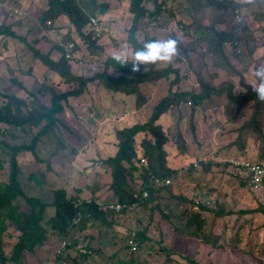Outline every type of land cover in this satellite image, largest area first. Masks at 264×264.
Listing matches in <instances>:
<instances>
[{
	"label": "rangeland",
	"instance_id": "obj_1",
	"mask_svg": "<svg viewBox=\"0 0 264 264\" xmlns=\"http://www.w3.org/2000/svg\"><path fill=\"white\" fill-rule=\"evenodd\" d=\"M94 1L108 4L106 17L100 18L103 29L91 36V39L95 37L96 50L86 46L87 42L84 43L64 15L46 20L49 27L45 28L40 19L47 8L46 0H0V25L24 39L0 35V106L6 103L9 95L27 99L20 108L22 112L35 101L49 106L51 97L57 96L62 106L53 128L65 144L59 146L50 136L36 143L35 154L20 149L13 155L22 191L49 203L56 188L63 187L66 197L77 193L79 199H90L92 189L100 185L94 193L96 201L115 210L120 208L109 188V171H104V167L96 162L115 153V131L146 121L152 106L168 96L169 91L190 87L200 92L203 85L211 87L221 91L220 96L209 94L192 112L188 104L177 105L157 121L167 138L164 147L168 155L165 159L171 168L177 169L163 184L167 185L173 198L183 197L189 202L196 200L197 196L199 199L205 197L209 200L208 206L217 203L224 211H232L233 215L227 213L216 217L203 211L201 215L205 222L200 229L209 236L208 240L200 233L184 235L181 234L182 224L177 222L176 230L173 228L176 218H167L164 202L168 193L161 191L156 193L152 203L130 205L119 210L112 217L111 227L104 225L99 231L95 228L73 229L67 240L90 234L93 238L87 243L93 250L101 244L100 251H94L87 264H114L117 256L124 260L127 257L133 259L132 264H190L189 261L199 264H264V227L260 215L244 213L237 221L240 229L232 231L229 227L234 221V211L253 209L258 202L264 204V191L251 192L242 186L238 179L242 171L229 165L235 160L254 161L257 156V144L253 138L247 137L242 146L234 142L236 129L253 110L251 102L236 101L234 96L245 95L248 87L258 83L253 73L258 65H264V0H156L160 4L159 17L149 20L147 15L142 16L137 22L135 38L140 45L152 39L175 38L178 41L179 54L171 63L150 65L153 69H169L167 76L137 84L138 96L109 91L87 81L80 94L71 95L66 92L76 89L75 80L64 81L34 53L58 61L60 50L64 46L68 48L71 41L66 43L65 40L70 37L76 47L72 52H66L67 71L84 79L102 70L103 61L113 59L114 54L126 51L131 57L133 52L125 40L133 17L130 0ZM142 3L147 9L153 8V0H143ZM95 15L100 16L98 12ZM210 26L231 37L230 42L221 45L226 50L224 58L230 64L228 69L216 64V50L208 47L206 38L201 37ZM88 31V25L84 24L82 34L87 35ZM214 41L216 43V37ZM106 72L112 77L133 75L130 64L126 71L108 66ZM175 73L178 78L174 82ZM225 88H229L231 99L227 98ZM62 94H66L64 98H60ZM260 114L258 128L264 133V108ZM28 127L25 125L24 130L20 126L9 128L11 134H0V141L7 145L28 143L29 135L38 129ZM176 134L184 140L182 150L175 146L179 136ZM142 136L138 133L134 137L137 158L142 157L138 146ZM9 158L7 150L0 147V181L3 182L8 178ZM133 163L140 165L143 162L138 159ZM139 184L136 179L130 185L137 189ZM174 203L180 205L176 209L178 212L182 203L180 200ZM48 209L51 212V208ZM226 222L228 226H225ZM10 227L7 231L12 233L11 237L5 230L0 233L1 245L6 252L10 251L13 236L17 234ZM134 231H143L147 239L136 245L132 255L117 252L118 247L126 242L127 236L124 238V235ZM58 244L53 235L48 237L32 254L22 252L21 264H64L56 257L62 246V243ZM113 251H116L115 255L108 258ZM73 253L67 249L61 259Z\"/></svg>",
	"mask_w": 264,
	"mask_h": 264
},
{
	"label": "trees",
	"instance_id": "obj_2",
	"mask_svg": "<svg viewBox=\"0 0 264 264\" xmlns=\"http://www.w3.org/2000/svg\"><path fill=\"white\" fill-rule=\"evenodd\" d=\"M209 2L211 0H208ZM130 11L133 14L131 25L127 29V35L125 40L127 44L134 51L136 48L142 45L136 41L135 30L138 20L147 15L149 20L159 17L160 4L153 0V8L147 9L143 5V0H130ZM47 8L44 11L43 17L40 19V23L46 28V20H53L59 15H64L71 24H73L76 32L87 47L95 49V37L91 39L93 31H88L87 35L82 34L81 28L84 24L88 25L90 17H96L95 12H98L100 18L106 17L105 11L108 6L107 3H96L94 0H46ZM45 23V24H44ZM181 26V25H180ZM190 25L187 26L189 28ZM49 27V26H48ZM207 32L201 36L206 38L207 46L211 49L216 50L215 53L218 56L216 64L222 68H230V64L224 58L226 50L221 48V45L225 41L230 42V36L224 32L216 30L213 26L207 27ZM0 35L19 38L24 40L22 37L17 36L9 28L0 25ZM219 35V37H218ZM216 37V43L214 38ZM71 41V42H69ZM65 42L72 44L71 49L64 46L61 49V56L58 61H52L50 58H46L41 55L34 53L40 61L51 67L57 72L64 81L76 82L77 87L74 91L66 92L71 95H78L85 89L87 82H95L100 87L113 92H120L124 94H137V84L140 82L152 81L157 78L166 77L169 69H146V71H140L133 73L132 76L126 77L118 75L112 77L106 72V67H113L114 70L126 71L129 68V64L120 65L117 61L112 58H108L103 61V69L95 71L91 76L83 78L75 77L67 71L66 64V51L72 52L76 45L72 42V39L67 38ZM175 72V71H173ZM177 74H174L173 81H177ZM87 81V82H86ZM226 89V88H225ZM222 92L216 91L211 87L202 86L200 92H195L192 88L187 87L186 89H175L173 92L169 91L168 96L158 101L151 108V113L148 119L142 123H134L129 127H123L115 131L116 138V150L112 156L102 157L100 161H96L100 167H104V171H109L110 184L109 188L115 195L114 202L121 205L116 210L112 207H107L106 204L96 201L97 195L95 191L100 187L92 189V197L90 199H79L77 193L73 196H65V189L63 187L56 188L53 191L52 200L49 203H44L35 196L26 195L20 187L19 180L16 176L15 159L14 153L20 149L29 150L32 154H35L34 148L37 142H43L47 137H53L54 142L59 146L65 144L64 140H60L58 133L55 134L53 128L57 121L56 115L61 112L62 106L58 102L57 97H51L49 106L39 102H34L33 106H27L28 109L21 111V106L27 102L26 98H16L12 95H7L8 99L6 103L0 106V134L10 133L9 128L19 127L24 130V126L38 127L34 134L29 135L28 143L23 145H7L0 141V147L6 149L10 154L9 158V174L6 182L0 181V233L2 231L7 232V236L11 237L12 233L7 230L9 227L17 232L13 236L14 242L10 247V251H5L0 241V264H21L23 262L22 252H28L32 254L36 248H39L44 241L54 236L57 241L62 243L61 250L57 253L56 257L60 261L63 260L64 264H87L90 261L95 252H99L101 244L95 246L93 250L89 245L88 241L93 238L90 234H82L81 239L72 238L67 240V236L70 231L76 229L83 231L88 228H95L97 231L101 230L104 225L106 227L112 226V217L116 216L119 210L126 209V207L142 205L152 203L155 201L156 193L165 191L168 193V197L165 199L164 207L168 213L167 218L175 217L176 225L173 228L177 230V222L182 224L181 234L184 235H196L200 233L205 240H208L207 234L202 232L200 229L205 222V217L201 215L203 211H209L211 214L217 216L229 214L233 215L232 211H224V208L219 206L217 203L213 206H208L209 200L205 197L199 199L197 196L196 200H190L186 202L183 197L173 198L169 188L164 184H156L154 178L164 180L170 178L177 169H173L168 165L165 159L168 155L164 144L167 140L164 133L160 130L159 123L157 122L159 117L163 115L169 109L175 106H183L188 104L190 111L195 110L196 105H201L203 100H206L209 94L220 96ZM225 94L228 99H231V93L229 88L226 89ZM2 95H6L3 93ZM66 94L60 95V98H64ZM138 96V94L136 95ZM140 97V96H139ZM236 101H247L253 104V110L249 113L247 119L239 125L236 129V137L234 142L237 145L242 146L243 141L247 137L253 138V141L257 144V163L264 165V133L261 132L259 122L261 121V109L264 108V102L257 99L256 94L252 91V87H248V91L245 95L234 96ZM190 112V113H191ZM192 119H189L191 121ZM28 127V128H29ZM30 131V129H28ZM58 132V131H57ZM138 133L143 136L140 138L138 146L141 149V155L143 157V163L140 165H134V160L138 161L134 151V137ZM179 135V134H176ZM149 136V137H146ZM181 135L178 136L176 148L182 150L185 148ZM229 145V144H228ZM229 148V147H228ZM74 152L73 149H71ZM230 165V163H229ZM1 168V166H0ZM238 169V168H237ZM242 171L241 169H239ZM129 177V178H128ZM128 180L126 181V179ZM139 179V188H132L131 182ZM240 184L251 192H263L264 190L256 191L253 188L247 186V175L242 171L241 178H239ZM129 181V183H128ZM79 191V190H76ZM145 191L146 195L142 196V192ZM175 199V200H174ZM180 200L182 203L181 209L177 212V206L179 203H174ZM180 206V205H179ZM51 208V212L49 211ZM259 214L263 219L262 227H264V204L258 202L253 209H241L234 211L233 223L229 224L232 231L240 229L241 225H237L238 218L244 213ZM231 217V216H229ZM229 220V218H228ZM224 220H222L223 222ZM245 221V219H244ZM227 225V222L225 224ZM127 236L126 242L120 245L117 252H123L128 255H132L136 245H139L145 239H147L143 231H134L133 233L128 232L124 235ZM217 237L215 236V239ZM1 240V239H0ZM82 241L79 246V241ZM133 243L135 248L131 249L129 242ZM58 244V245H59ZM234 244V243H232ZM60 246V245H59ZM71 249L74 253L64 255L61 259L62 254L65 250ZM7 250V249H6ZM128 251V253L126 252ZM113 251L108 255L111 258L115 255ZM166 251L168 254L169 251ZM114 264H132L133 259L128 258L122 259L120 257L115 258ZM190 264H199L194 261H189Z\"/></svg>",
	"mask_w": 264,
	"mask_h": 264
},
{
	"label": "clouds",
	"instance_id": "obj_3",
	"mask_svg": "<svg viewBox=\"0 0 264 264\" xmlns=\"http://www.w3.org/2000/svg\"><path fill=\"white\" fill-rule=\"evenodd\" d=\"M178 41L175 38L168 39H152L147 40L139 48H136L131 57L127 52L116 53L113 59L120 65H131V72L144 71L148 66H156L158 64H169L178 56ZM129 59L131 63H129ZM258 81L252 85V91L256 94L259 101L264 102V65H258L253 73Z\"/></svg>",
	"mask_w": 264,
	"mask_h": 264
},
{
	"label": "built area",
	"instance_id": "obj_4",
	"mask_svg": "<svg viewBox=\"0 0 264 264\" xmlns=\"http://www.w3.org/2000/svg\"><path fill=\"white\" fill-rule=\"evenodd\" d=\"M88 28L90 31L95 32V34L97 35L99 33V30L103 29L102 28V24L100 21H98V17H90L89 18V22H88ZM72 44L69 43L68 44V48L71 49ZM67 52V51H66ZM66 56H68V54L66 53ZM139 162H143V157L139 158ZM230 165L232 167L241 169L242 171H244L247 175V186L253 188L256 191H260V190H264V165L257 163L253 160L246 161V160H235V161H231ZM154 182L156 184H163V182H167V179L164 180H159L157 178L153 179ZM146 192L143 191L142 192V196H145ZM129 244H131V242H129ZM131 249H134L135 246L132 243L130 246Z\"/></svg>",
	"mask_w": 264,
	"mask_h": 264
}]
</instances>
